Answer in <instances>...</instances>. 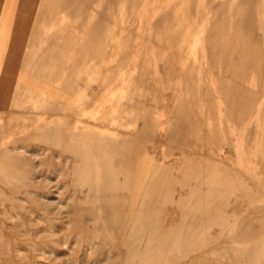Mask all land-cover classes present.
Segmentation results:
<instances>
[{
    "label": "rangeland",
    "instance_id": "1",
    "mask_svg": "<svg viewBox=\"0 0 264 264\" xmlns=\"http://www.w3.org/2000/svg\"><path fill=\"white\" fill-rule=\"evenodd\" d=\"M0 264H264V0H0Z\"/></svg>",
    "mask_w": 264,
    "mask_h": 264
},
{
    "label": "bare ground",
    "instance_id": "2",
    "mask_svg": "<svg viewBox=\"0 0 264 264\" xmlns=\"http://www.w3.org/2000/svg\"><path fill=\"white\" fill-rule=\"evenodd\" d=\"M102 187H103V186H102ZM99 188H100V186H99ZM105 188H106V187H105ZM101 189H103V188H101ZM107 190H108V186H107L106 191H107ZM106 195H107V194H106ZM106 195L104 194V196H106ZM110 196H111V195H110ZM121 204H123V203H121ZM121 206H122V205H121ZM109 210H110V209H109ZM104 212H105V211H104ZM105 214H106V213H105ZM108 216H109V214H108ZM110 217H111V216H110ZM113 219H114V218L112 217V221H114ZM106 221H107V220H106ZM107 222H109V220H108ZM143 222H144V221H143ZM142 227H143V226H142ZM116 233H117V232H116ZM141 236H143V235L141 234ZM139 238H140V237H139ZM216 239H218V237H217ZM213 240H214V239H213ZM216 241H217V240H216ZM216 241H215V242H216ZM137 242H138V241H137ZM171 243H173V242H171ZM174 243H175V242H174ZM174 243H173V244H174ZM216 243H217V242H216ZM139 245L141 246V244H139ZM214 245H215V244H214ZM214 245H213V246H214ZM249 245H250V244H249ZM250 246H251V245H250ZM137 247H138V246H137ZM137 247H136V248H137ZM207 247H208V246H207ZM207 247H205V248H207ZM138 248H139V247H138ZM166 248H167V247H166ZM245 248H247V246H246ZM171 250H173V249L171 248ZM165 252H166V250H165ZM169 252H170V251H169ZM239 252H240V251H239ZM249 258H251V257H249ZM247 260H248V259H247ZM247 263H248V262H247Z\"/></svg>",
    "mask_w": 264,
    "mask_h": 264
}]
</instances>
